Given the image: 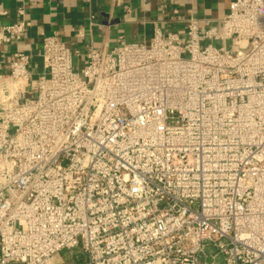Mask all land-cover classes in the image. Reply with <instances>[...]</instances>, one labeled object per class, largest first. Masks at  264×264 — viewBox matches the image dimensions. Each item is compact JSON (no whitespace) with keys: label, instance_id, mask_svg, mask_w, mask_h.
<instances>
[{"label":"built area","instance_id":"2783aa9c","mask_svg":"<svg viewBox=\"0 0 264 264\" xmlns=\"http://www.w3.org/2000/svg\"><path fill=\"white\" fill-rule=\"evenodd\" d=\"M30 26L0 28L17 44L0 72V264L75 248L78 264H264V0L82 67L45 35L37 80Z\"/></svg>","mask_w":264,"mask_h":264},{"label":"crops","instance_id":"0c3cea01","mask_svg":"<svg viewBox=\"0 0 264 264\" xmlns=\"http://www.w3.org/2000/svg\"><path fill=\"white\" fill-rule=\"evenodd\" d=\"M234 0H0V28L26 19L31 23L19 44L31 53L35 80L45 73L41 56L45 35H58L85 64L91 49H111L122 42L150 43L157 28L164 35H184L191 19L206 27L219 26ZM24 9V15L19 14ZM94 17V18H93ZM84 30L81 36L79 32ZM16 43L0 45V72L9 73ZM66 262L60 257L55 264Z\"/></svg>","mask_w":264,"mask_h":264},{"label":"rangeland","instance_id":"374dc122","mask_svg":"<svg viewBox=\"0 0 264 264\" xmlns=\"http://www.w3.org/2000/svg\"><path fill=\"white\" fill-rule=\"evenodd\" d=\"M214 45L219 46V42H214ZM80 254V248H75L73 250H64L57 257H60L62 260L70 264H78V257ZM78 255V256H77ZM217 264H221V261H217Z\"/></svg>","mask_w":264,"mask_h":264}]
</instances>
